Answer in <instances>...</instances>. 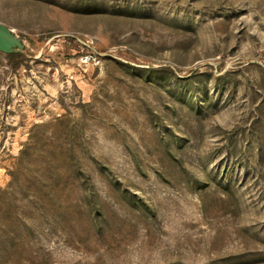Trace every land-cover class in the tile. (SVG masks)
Returning <instances> with one entry per match:
<instances>
[{"label": "rangeland", "instance_id": "obj_1", "mask_svg": "<svg viewBox=\"0 0 264 264\" xmlns=\"http://www.w3.org/2000/svg\"><path fill=\"white\" fill-rule=\"evenodd\" d=\"M0 22L23 54L0 51V264H264V0Z\"/></svg>", "mask_w": 264, "mask_h": 264}, {"label": "water", "instance_id": "obj_2", "mask_svg": "<svg viewBox=\"0 0 264 264\" xmlns=\"http://www.w3.org/2000/svg\"><path fill=\"white\" fill-rule=\"evenodd\" d=\"M21 47V39L15 36L7 25L0 22V51L10 53L18 51Z\"/></svg>", "mask_w": 264, "mask_h": 264}, {"label": "trees", "instance_id": "obj_3", "mask_svg": "<svg viewBox=\"0 0 264 264\" xmlns=\"http://www.w3.org/2000/svg\"><path fill=\"white\" fill-rule=\"evenodd\" d=\"M7 56H8L10 61H15V64L18 65L20 63L19 59H20V57H23V54L19 51H14V52L7 53ZM2 242H3V240H1V238H0V249H1L2 245L4 244Z\"/></svg>", "mask_w": 264, "mask_h": 264}, {"label": "built area", "instance_id": "obj_4", "mask_svg": "<svg viewBox=\"0 0 264 264\" xmlns=\"http://www.w3.org/2000/svg\"><path fill=\"white\" fill-rule=\"evenodd\" d=\"M89 60H90V56H89L88 54H83V55H81V57H80V62H79V64H80V65H86V64H88V62H90ZM73 77H74V76L71 75V78H73Z\"/></svg>", "mask_w": 264, "mask_h": 264}]
</instances>
